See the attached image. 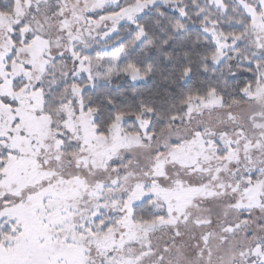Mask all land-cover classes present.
<instances>
[{"label": "snow or ice", "instance_id": "1", "mask_svg": "<svg viewBox=\"0 0 264 264\" xmlns=\"http://www.w3.org/2000/svg\"><path fill=\"white\" fill-rule=\"evenodd\" d=\"M0 264H264V0H0Z\"/></svg>", "mask_w": 264, "mask_h": 264}]
</instances>
